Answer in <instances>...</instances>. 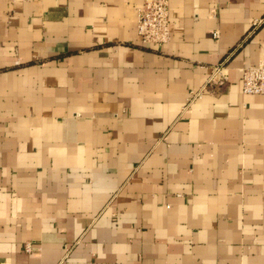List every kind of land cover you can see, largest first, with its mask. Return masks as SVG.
I'll return each instance as SVG.
<instances>
[{
    "label": "crops",
    "instance_id": "crops-1",
    "mask_svg": "<svg viewBox=\"0 0 264 264\" xmlns=\"http://www.w3.org/2000/svg\"><path fill=\"white\" fill-rule=\"evenodd\" d=\"M169 1L0 0V264H264V0Z\"/></svg>",
    "mask_w": 264,
    "mask_h": 264
},
{
    "label": "built area",
    "instance_id": "built-area-1",
    "mask_svg": "<svg viewBox=\"0 0 264 264\" xmlns=\"http://www.w3.org/2000/svg\"><path fill=\"white\" fill-rule=\"evenodd\" d=\"M169 0H142L136 8V32L141 42L148 46L151 43H165L170 38ZM213 36L218 31L213 30ZM228 79L226 67L222 63L211 66L207 81L217 86L224 84ZM241 89L245 93H260L264 95V55L257 63L242 67ZM200 90H190L188 100L199 97ZM29 249V244L25 246Z\"/></svg>",
    "mask_w": 264,
    "mask_h": 264
}]
</instances>
